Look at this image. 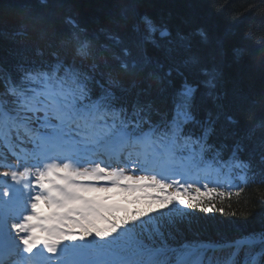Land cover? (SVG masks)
<instances>
[{"label":"snow or ice","instance_id":"snow-or-ice-1","mask_svg":"<svg viewBox=\"0 0 264 264\" xmlns=\"http://www.w3.org/2000/svg\"><path fill=\"white\" fill-rule=\"evenodd\" d=\"M119 8L87 28L19 6L12 35L34 54L0 63V264H264V229L175 243L198 214L237 217L197 169L222 168L227 154L264 187L253 171L258 155L264 175V135L249 149L264 113L243 131L245 97L226 87L229 56L244 50L230 54L203 27L170 30L135 0ZM255 42L264 49V33ZM92 153L131 162L74 163Z\"/></svg>","mask_w":264,"mask_h":264},{"label":"trees","instance_id":"trees-1","mask_svg":"<svg viewBox=\"0 0 264 264\" xmlns=\"http://www.w3.org/2000/svg\"><path fill=\"white\" fill-rule=\"evenodd\" d=\"M124 2L125 0H46L42 4L41 0H0V63L11 65L21 55L34 54L20 43L22 38L12 35L18 23L19 6L22 3L31 4L35 12L52 13L57 21L72 16L81 26L96 28L118 15L119 5ZM135 2L141 13L150 15L170 30L194 31L197 27H203L214 38L223 39L230 54L235 48L243 49L238 62L229 56L231 66L226 69V87L235 88L245 97L240 111L242 130L247 132L259 122L264 113L262 107L264 49L255 41L264 33V0H135ZM246 34H251L252 38H247ZM68 54L72 53L69 51ZM261 135H264V130L257 128L249 143V149ZM258 160L257 155L253 167V171L258 173L255 176L256 181L264 179V175L259 174ZM226 161L227 154L225 160L221 161L223 167H218L220 170L226 171L229 168ZM250 180V174L245 175V181L240 185L246 184L247 187L242 194L237 195V188L230 191L219 188L224 195L217 196L212 201L217 207H224L226 212H236L237 217H225L219 213L198 214L204 219H194L191 229L187 227V222L179 225L180 231L176 233L175 243L197 239L233 240L250 232L259 233L264 229L262 223L264 207L257 204L259 199H264V187ZM249 210H253V215L248 219L238 218L242 214H247ZM229 254L225 251L219 255L226 261ZM238 259H243V256Z\"/></svg>","mask_w":264,"mask_h":264},{"label":"rangeland","instance_id":"rangeland-1","mask_svg":"<svg viewBox=\"0 0 264 264\" xmlns=\"http://www.w3.org/2000/svg\"><path fill=\"white\" fill-rule=\"evenodd\" d=\"M0 170H2V166H0ZM213 179H214V177H213ZM226 182H227V180H226ZM228 186H231V185H233V183H231V180H228Z\"/></svg>","mask_w":264,"mask_h":264}]
</instances>
